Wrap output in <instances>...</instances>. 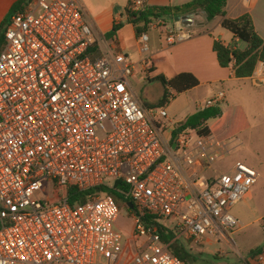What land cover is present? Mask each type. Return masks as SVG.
I'll return each instance as SVG.
<instances>
[{
    "label": "built area",
    "instance_id": "built-area-1",
    "mask_svg": "<svg viewBox=\"0 0 264 264\" xmlns=\"http://www.w3.org/2000/svg\"><path fill=\"white\" fill-rule=\"evenodd\" d=\"M147 1L130 0V12H144ZM154 25L165 26L162 18L148 28ZM163 37L172 45L192 33L179 26ZM4 39L0 264H115L123 249L119 209L100 189L113 190L116 181L123 185L115 192L134 207L125 204L134 223L129 264H187L162 241L166 230L172 242L196 247L232 243L240 223L231 209L250 196L259 174L241 161L217 171L229 141L181 128L166 103L140 102L129 79L153 68L147 32L137 36L135 63L115 51L79 0H30L11 16ZM247 80L264 88V62ZM226 98L218 90L196 111ZM71 190L93 193L71 203Z\"/></svg>",
    "mask_w": 264,
    "mask_h": 264
},
{
    "label": "crops",
    "instance_id": "crops-1",
    "mask_svg": "<svg viewBox=\"0 0 264 264\" xmlns=\"http://www.w3.org/2000/svg\"><path fill=\"white\" fill-rule=\"evenodd\" d=\"M18 1L19 0H0V27L4 25L3 31H5L11 18H7L8 13L12 6ZM80 2L93 25L102 34L107 35L113 26L119 27L115 34V40L111 42L117 52L122 53L124 49L122 44L125 40V30H127L126 32L129 35H133L140 58L134 26L127 21L126 16L122 13L125 7L130 3V0H80ZM190 2H192V0L147 1V8L174 9V13H178V15L161 17L166 27H173L176 29L180 26L184 31L193 33L194 36L189 40L177 42L172 45L167 43L163 37L164 33L159 34V41L156 40V37L149 38L152 49L150 55L153 62V72H150L146 77L148 80V78L155 75H162L166 79H172L181 73H189L198 80L199 85L188 92H194L202 88L206 91L205 100H207L216 93L215 90L217 87L233 86L237 82L247 80V78H236L233 71V64H230L228 68H221L218 64L216 54L213 51L214 41H219L223 45L235 42L237 49H239L240 44L231 32L222 28V18L216 17L211 21H207L204 13L201 11H187L185 9V5ZM175 9H179V11L176 12ZM224 11L225 18L227 19H237L243 15H249L256 34L264 40V0H256L254 2L249 0H227ZM187 22L189 23L187 24ZM126 27L127 29H125ZM157 28L158 27L154 25V28H149V30L155 31ZM213 86H215V90ZM258 89L260 91L257 93V97L261 98L262 103H264V88ZM168 91L171 96L168 100L169 102L166 103L167 105L174 100V92L171 90ZM247 100L249 101L248 98L240 94L234 104L229 106V108L237 107L242 109L249 123V128L246 131H250L252 128L248 116L250 103ZM226 103H228V98H226L224 104ZM195 112H197L196 109L194 113ZM251 113L255 115L256 112L251 110ZM262 113H264V111H262ZM186 118L187 117H184L182 120L174 118L173 120L182 123ZM248 198L253 199L252 192ZM251 209L254 219L253 222L243 224L238 220L241 224L236 229L233 235L235 238L233 239L232 237L231 244H217L212 240H206L200 247H196V245L189 240L183 241V245L187 250H191L190 254L192 255V258L186 263L196 264L195 260L197 258L203 259L204 256H213L214 258L222 259L221 261L215 260L216 264H264L257 261L259 256H264V252L255 256L249 255L250 251L253 249L264 247V223H262L264 222V197H260L254 201ZM255 226L257 228H255ZM232 253H234L239 260L231 259L230 254Z\"/></svg>",
    "mask_w": 264,
    "mask_h": 264
},
{
    "label": "rangeland",
    "instance_id": "rangeland-1",
    "mask_svg": "<svg viewBox=\"0 0 264 264\" xmlns=\"http://www.w3.org/2000/svg\"><path fill=\"white\" fill-rule=\"evenodd\" d=\"M122 13L124 12L122 11ZM165 27L166 25L159 26L155 31L149 30L148 28L146 32L150 39L152 37H156V40L159 41V34L164 33L166 29H168V27H166V29ZM125 29H127V27ZM126 31L127 30H125L124 33L125 43L123 42L122 44L124 48L122 50V54L128 57L130 61L136 63L139 60V54L137 46L135 45V39L133 35H129ZM193 36L194 35L192 33V37ZM106 38L112 42V40H115V35H107ZM149 47V54H151V41L149 42ZM246 48L247 44L240 42L239 50L243 51ZM115 51L117 52L116 49ZM129 81L135 94L142 104L148 106L149 108L160 107L159 104L162 97V87L159 83L149 82L147 80L146 74L140 72L139 69H137L136 74L132 76ZM213 88L215 90V86H213ZM218 90L225 91L227 94L226 97L228 98V103L218 107L220 111L226 113L227 118L224 122V125L215 133V135L220 139H227L231 136L234 138L227 142L229 154L216 164L215 169L220 172L226 171L230 164L236 160H240L245 162L248 167L254 168L260 174V178L251 189L253 199H245L231 209V215L237 220L241 221L243 224L247 222H253L254 219L251 211L252 205L258 198L264 197V113H262V111H264V103H262L261 98L257 97V93L260 90L258 88L252 87L248 80L237 82L233 86H219L216 88L215 92ZM240 94L243 97L249 99V101L247 100L250 103L248 116L250 118L252 128L250 131H242L240 134L236 135L234 134L236 133V115H234L235 109L232 107L229 108V106L234 104L235 100H237V97ZM205 98L206 91L202 88L194 92H186L180 95L174 94V100L166 105V111L169 115V118L172 120L174 118L182 120L184 117L190 116L192 113H194L196 105L203 103ZM251 110L256 112L255 115L254 113H251ZM115 203L119 209V215L115 222V229L123 237V249L115 264H129L135 253L134 244L131 241L134 223L131 219L130 211L125 207L124 202L117 198L115 199ZM255 228L257 227L255 226ZM234 238L235 236H233V239ZM180 242L183 244V241ZM230 255L231 259L239 260L234 255V253ZM215 260L221 261L222 259L214 258L213 256H204L203 259L197 258L195 263L216 264Z\"/></svg>",
    "mask_w": 264,
    "mask_h": 264
},
{
    "label": "trees",
    "instance_id": "trees-1",
    "mask_svg": "<svg viewBox=\"0 0 264 264\" xmlns=\"http://www.w3.org/2000/svg\"><path fill=\"white\" fill-rule=\"evenodd\" d=\"M29 1L30 0H19L15 3L9 11L7 18L20 12ZM226 2L227 0H192V2L185 5V9L187 11H201L204 13L207 21H211L216 17L222 18V28L231 32L234 38L239 42L247 44V48L241 51L237 49L235 42L223 45L219 41H214L213 51L216 54L218 64L221 68H228L230 64L234 62L233 71L235 77L238 79L248 78L253 73L257 63L264 62V40L256 34L249 15H243L237 19L225 18L224 10ZM175 10L176 12L179 11V9ZM124 15L126 16L127 21L134 26L136 36H139L141 33L147 31L148 24L153 20L161 17H168L169 15L176 16L178 13H174V9L171 8H147L140 14H133L130 12L128 4L125 7ZM3 28L4 25L0 27V51L3 50L5 46ZM118 29V26H113L107 35H115ZM150 72H153V70ZM148 81L151 83L157 82L163 88V94L159 106H163L170 98L171 95L168 90L173 91L175 95H179L188 92L199 85L198 80L189 73H181L172 79H166L162 75H155L148 78ZM234 109V115H236V133L234 134L237 135L242 131H246L249 128V123L241 108L236 107ZM226 118V113H222L219 108H211L190 115L181 123L180 127L193 129L198 135L203 137L213 136L219 141H229L234 137L231 136L227 139H220L215 135V133L224 125ZM121 185H123L121 181H116L113 190H107L105 188H101L100 190L107 192V194L112 196L114 200L118 198L122 200L124 204L128 205L131 200L115 192V188ZM70 192L71 203L76 201L82 203L86 200V196L93 193V190L85 192L71 190ZM173 238L174 234L171 230H166L161 235L162 241L169 244V251L182 261L188 262L192 258L190 251H187L186 247L180 241L172 242ZM262 252H264V247H257L250 251L249 255L255 256Z\"/></svg>",
    "mask_w": 264,
    "mask_h": 264
},
{
    "label": "water",
    "instance_id": "water-1",
    "mask_svg": "<svg viewBox=\"0 0 264 264\" xmlns=\"http://www.w3.org/2000/svg\"><path fill=\"white\" fill-rule=\"evenodd\" d=\"M127 208H128L129 210H131V211H134V207H133V204H132V203H129V204L127 205Z\"/></svg>",
    "mask_w": 264,
    "mask_h": 264
},
{
    "label": "bare ground",
    "instance_id": "bare-ground-1",
    "mask_svg": "<svg viewBox=\"0 0 264 264\" xmlns=\"http://www.w3.org/2000/svg\"><path fill=\"white\" fill-rule=\"evenodd\" d=\"M189 22H187V24H188Z\"/></svg>",
    "mask_w": 264,
    "mask_h": 264
}]
</instances>
